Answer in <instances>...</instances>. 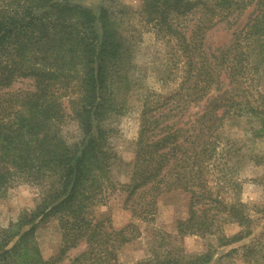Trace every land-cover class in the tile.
Returning a JSON list of instances; mask_svg holds the SVG:
<instances>
[{
  "label": "trees",
  "instance_id": "trees-1",
  "mask_svg": "<svg viewBox=\"0 0 264 264\" xmlns=\"http://www.w3.org/2000/svg\"><path fill=\"white\" fill-rule=\"evenodd\" d=\"M142 12L156 35L174 40L182 73L175 88L142 107L130 175L120 185L124 203L147 220L161 193L187 191L188 215L176 232L226 245L249 232L228 237L221 223L242 227L250 219L242 204L226 205L211 191L204 169L221 153L228 117H245L251 133L264 136V0H142ZM111 15L80 0H0V199L13 177L41 189L33 209L0 227V264H56L80 243L68 264H126L117 252L138 236L137 225L87 215L113 188V120L125 108L134 67V44ZM218 22L228 40L204 44ZM23 79L31 89L9 91ZM190 107L200 108L180 122ZM67 119L76 137L63 132ZM51 218L60 248L43 258L35 232ZM211 257L207 249L189 263Z\"/></svg>",
  "mask_w": 264,
  "mask_h": 264
},
{
  "label": "rangeland",
  "instance_id": "rangeland-1",
  "mask_svg": "<svg viewBox=\"0 0 264 264\" xmlns=\"http://www.w3.org/2000/svg\"><path fill=\"white\" fill-rule=\"evenodd\" d=\"M83 5L97 9L105 6L112 14L113 27L122 37L134 44V67L129 74L130 88L124 96L125 108L113 120L115 133L112 135V151L116 155L110 179L113 188L108 189L101 202L88 209V216L109 218L115 226L134 222L139 234L123 245L117 252L120 261L126 264H191L209 249L211 260L204 264H264V136H255L249 130L245 117L231 116L225 119L220 155L204 169L211 191L226 205L242 204L249 223L240 227L233 222L221 223L224 234L231 237L249 233L226 245H217L212 235L185 234L176 232V223L188 215L190 193L172 189L161 193L156 200L152 218L140 220L131 215L124 203L125 192L120 185L127 183L131 162L135 154V140L139 119L145 102L159 100L170 89L176 87L181 77L182 57L175 51L174 40L156 35L153 26L145 22L142 0H80ZM224 22L209 28L204 44L216 46L228 40L229 31ZM171 46V47H170ZM29 81L15 82L9 91L31 89ZM65 111L70 113L68 99L63 100ZM200 107H190L192 113ZM184 124V123H181ZM188 123H185L187 125ZM73 119H67L63 128L66 136L76 137ZM70 138V137H69ZM220 152V150H218ZM10 180L6 195L0 199V227L15 221L24 211L34 208L41 195L39 186L26 181ZM35 241L43 258L58 253L60 230L56 219H49L38 226ZM83 243L69 248L56 264H68L70 259L83 249Z\"/></svg>",
  "mask_w": 264,
  "mask_h": 264
}]
</instances>
